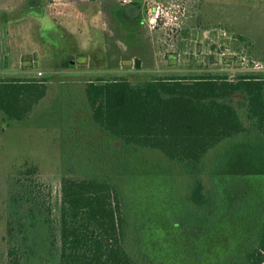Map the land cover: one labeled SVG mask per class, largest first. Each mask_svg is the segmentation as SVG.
Returning a JSON list of instances; mask_svg holds the SVG:
<instances>
[{"label":"trees","instance_id":"trees-1","mask_svg":"<svg viewBox=\"0 0 264 264\" xmlns=\"http://www.w3.org/2000/svg\"><path fill=\"white\" fill-rule=\"evenodd\" d=\"M68 38L54 46L53 68L89 54ZM98 61L91 58L93 67H110ZM44 83L0 80L4 119L27 118L46 96ZM84 92L83 133L74 127L69 149L105 160L107 170L62 177L60 264H264V148L245 139L264 138V77L98 79ZM86 132L92 139L82 143ZM227 141L234 143L207 186L204 159ZM80 163L90 170V162ZM23 179L19 193L37 207L39 193ZM19 253L11 244L8 264H21Z\"/></svg>","mask_w":264,"mask_h":264},{"label":"rangeland","instance_id":"rangeland-1","mask_svg":"<svg viewBox=\"0 0 264 264\" xmlns=\"http://www.w3.org/2000/svg\"><path fill=\"white\" fill-rule=\"evenodd\" d=\"M159 1L169 6L170 14L180 12L152 31L141 18ZM59 23L63 33L87 44L80 47L89 52L73 54L74 63L67 69L50 66L62 37L50 26ZM91 58L99 59L98 64L109 60L110 67H93ZM244 74L264 77V0H130L126 5L122 0H0V80H43L47 86L46 96L24 120H6L0 113V264H8L11 244L20 247L21 264H60L61 179L67 173L101 176L107 170L105 160L72 155L69 149L74 127L77 134L83 133L80 120L88 112V82L125 79L138 84L225 76L234 80ZM85 134L79 135L82 143L92 139ZM245 139L264 148L263 137L249 134ZM233 143L227 141L205 157L207 186ZM154 157L165 159L158 153ZM80 162H90V170L84 171ZM21 178L31 180L39 193L33 203L37 207L19 193Z\"/></svg>","mask_w":264,"mask_h":264},{"label":"built area","instance_id":"built-area-1","mask_svg":"<svg viewBox=\"0 0 264 264\" xmlns=\"http://www.w3.org/2000/svg\"><path fill=\"white\" fill-rule=\"evenodd\" d=\"M124 4L130 3V0H122ZM169 6H166L163 2H155L154 5L147 8V13L144 17V23L152 31L161 29L166 23L169 17L175 15L174 12L170 14Z\"/></svg>","mask_w":264,"mask_h":264},{"label":"crops","instance_id":"crops-1","mask_svg":"<svg viewBox=\"0 0 264 264\" xmlns=\"http://www.w3.org/2000/svg\"><path fill=\"white\" fill-rule=\"evenodd\" d=\"M124 5H126V4H124ZM179 12H180V10H175L174 11V13H175V15H179ZM136 14V13H135ZM134 16V15H133ZM132 16V17H133ZM144 17H145V15L144 16H142V18H141V20L143 21V23H144ZM134 18V17H133ZM178 18V17H177ZM64 25H62L61 23H59V24H56L55 26H50V27H53L54 29H58V30H61V31H63V27ZM145 27H147L146 25H145ZM64 37H65V33H63L62 34ZM66 37H68L67 35H66ZM112 38L115 40V38H114V36H112ZM76 39H77V37H76ZM116 41V40H115ZM80 43V42H79ZM91 44V43H90ZM95 44H91L90 46H94ZM80 46H87V44H80ZM89 46V45H88ZM136 60H138V59H136Z\"/></svg>","mask_w":264,"mask_h":264},{"label":"water","instance_id":"water-1","mask_svg":"<svg viewBox=\"0 0 264 264\" xmlns=\"http://www.w3.org/2000/svg\"><path fill=\"white\" fill-rule=\"evenodd\" d=\"M136 64H137V66H140V61L136 60Z\"/></svg>","mask_w":264,"mask_h":264}]
</instances>
